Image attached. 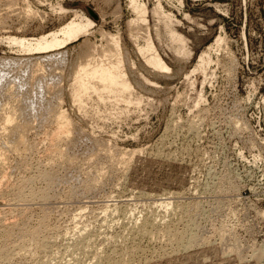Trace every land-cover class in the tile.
Segmentation results:
<instances>
[{
  "label": "rangeland",
  "instance_id": "rangeland-1",
  "mask_svg": "<svg viewBox=\"0 0 264 264\" xmlns=\"http://www.w3.org/2000/svg\"><path fill=\"white\" fill-rule=\"evenodd\" d=\"M79 15L93 24L57 61L6 44ZM114 40L130 91L113 99L90 80L80 100L75 72L114 60ZM0 62L2 91L26 81L1 103L34 104L17 120L34 127L23 154L4 144L15 126L0 128V264H264V0H0ZM46 107L71 119L65 142L49 141Z\"/></svg>",
  "mask_w": 264,
  "mask_h": 264
},
{
  "label": "bare ground",
  "instance_id": "bare-ground-1",
  "mask_svg": "<svg viewBox=\"0 0 264 264\" xmlns=\"http://www.w3.org/2000/svg\"><path fill=\"white\" fill-rule=\"evenodd\" d=\"M136 10H138L139 12H140V14L141 15H144V12H142L141 10H139L138 9V7L136 8ZM92 22L89 20V19H87L86 17H84V16H76V18L74 19V20H72V21H70L69 23H67L65 26H63L59 31H57V32H53V33H50V34H46V35H42V36H40V37H37V38H35V39H25V38H8L7 40V45L8 46H10V47H14V48H17L18 50H19V52L20 53H25V55H27L28 54V56L29 55H39V54H42V55H44V57L42 58L41 57V59L39 60L38 59V61H47V60H52V59H55V60H53V61H57L56 60V58H57V56H62L63 55V53H61L60 51L61 50H63L64 49V47L68 44V43H71V42H73V41H76L80 36H83V35H85V34H87L88 33V30H89V28L92 26ZM171 39L173 40V42H176L178 45H181L182 44V40L180 39V38H178V37H175L174 36V34H171ZM113 43H114V45H115V47H116V49H115V51H113V52H115V57H114V60H112V61H110V62H107V63H104V62H98V63H93V62H90V63H88V64H85V65H82V66H80V68H78V70L75 72V74H74V84H73V86H74V91H75V93H76V97L77 98H79L80 100H81V95H84V94H86L90 89H89V84H92V83H90V80H94L95 82H97L98 83V85L100 86V91L101 92H107V93H114V92H116V95H118V98H116L117 96L115 95V98H113V99H122V100H124L125 98H124V96H125V94L126 93H128L129 91H130V85L128 84V82L127 81H125L124 80V73H123V70H122V60L119 58V56H117L118 54H117V50H119L118 49V43L114 40L113 41ZM178 50H180V48H178ZM140 51L142 52V53H145V54H150L149 56H148V58L146 59L147 60V62H148V64L149 65H151L153 68H155V69H157V70H159V71H163V70H166L167 68L165 67V65L161 62V59H159V56H157L156 54H154L153 53V47L150 45V44H148L147 45V47L145 48V49H140ZM119 53V52H118ZM111 55H112V52H111ZM109 56V55H108ZM44 58H45V60H44ZM107 58H109V57H107ZM28 59V58H27ZM27 59H25V60H27ZM37 58H35V59H32V60H36ZM4 59H2V61H3ZM24 60V59H23ZM22 60V61H23ZM29 60V59H28ZM1 61V62H2ZM12 61H14V60H12ZM231 61V60H230ZM1 62H0V64H1ZM4 62H5V60H4ZM7 62V61H6ZM9 62V61H8ZM7 62V63H8ZM17 62H19V64H21L20 63V61H17ZM16 62V63H17ZM27 62H29V61H27ZM35 62V61H34ZM37 62V61H36ZM206 62L208 63V61H206V59L205 58H201L200 59V66H201V68H203L204 69V67H205V65L207 66V64H206ZM7 63H5V64H3V65H6L7 66ZM26 63V62H25ZM30 63V62H29ZM32 63V62H31ZM38 63V62H37ZM9 64H10V66H11V64L13 65L14 63H8V66H9ZM23 64V63H22ZM27 64V63H26ZM48 64V63H47ZM24 65V64H23ZM40 64L38 63V65L37 66H39ZM7 66V67H8ZM30 66V65H29ZM34 66V65H33ZM33 66L31 65V67L33 68ZM0 67H2L1 65H0ZM26 67V65H24V68ZM27 67H28V65H27ZM35 67H36V65H35ZM22 68V67H21ZM32 68L31 69H29L30 71L32 70ZM23 69V68H22ZM37 69H38V67H37ZM37 69H34L35 71L37 70ZM29 70L27 69L26 71L27 72H29ZM34 73L35 72H33V75H34ZM0 75H2L1 76V78L3 77V79H4V75L2 74V71H1V74ZM25 75V74H24ZM30 75H31V72H30ZM39 75V77L41 76L40 74H38ZM20 77L22 76V75H19ZM31 77V76H30ZM33 77H35V76H33ZM40 79V78H39ZM19 80V79H18ZM42 80V79H41ZM40 80V81H41ZM1 81H2V79H1ZM8 81H10V80H7V82ZM16 82H18V81H16ZM23 82H26V81H21L20 82V84H22V85H20V86H23L25 83H23ZM42 82V81H41ZM2 83V82H1ZM10 83H12V82H10ZM6 84V83H5ZM14 84V82L12 83V85ZM16 84V83H15ZM38 83H36V85H37ZM43 83H41V84H39L40 86H39V88H41ZM4 85V84H3ZM11 85V84H10ZM11 85V86H12ZM1 86H2V84H1ZM0 86V87H1ZM10 86V87H11ZM15 86H17V87H15V89H17V90H19V85L18 84H16ZM26 86V85H25ZM46 86H47V84H46ZM8 88V89H4L3 91H2V87L0 88V92H1V95H2V93H3V96H7L8 95V97H9V95L13 92V90H14V88ZM7 88V87H6ZM34 88V87H33ZM37 88V87H36ZM38 89V88H37ZM42 90H43V87L41 88ZM93 89V88H92ZM12 90V91H11ZM17 90H14L15 92V95L16 96H18L16 93H18V92H16ZM24 91H25V89H23ZM28 91V90H27ZM39 91H41V90H39ZM32 92V91H31ZM35 92H37V91H35ZM34 92V93H35ZM22 93V92H21ZM38 93V92H37ZM100 93V92H99ZM13 94V93H12ZM39 95V94H38ZM44 95V94H43ZM106 95V94H105ZM75 96V95H74ZM100 96V95H99ZM7 97V98H8ZM11 97H13V95L12 96H10V98ZM19 97H20V95H19ZM18 97V98H19ZM85 97V96H84ZM112 97H114V96H112ZM39 98H41V97H39ZM15 99V98H14ZM25 99V98H24ZM61 99V98H60ZM40 100V99H39ZM58 100V99H57ZM80 100H79V102H80ZM120 100H117V101H120ZM121 100V101H122ZM9 101V100H8ZM34 101H36V100H34ZM116 101V100H115ZM10 102V101H9ZM33 100H31V99H27L24 103V105L23 106H25V108L21 111V113H26L25 112V110L27 111V112H29L30 113V111L28 110V109H30L31 107H33ZM43 101H41L40 103H42ZM61 102V101H60ZM124 102V101H123ZM126 102H128V101H125L124 103H126ZM6 102H4V104L3 103H1V100H0V115H2V116H0V123H1V131H3V132H10L9 131V129H11V127L13 128V126H15V128H14V130H16L15 131V133L17 134L16 135V137L18 136V139H16V141L15 142H12V143H10V141L9 142H7L8 141V139L7 138H5L6 140H4L5 142H4V144L6 143V144H8V145H6V148H8V149H6L8 152L10 151V150H12V152L13 153H21V154H23L26 150H27V145H26V143H25V134H26V132H25V130H27V129H31V128H34V127H32L31 125L32 124H29L28 123V120L27 119H25V121L21 124V125H17L18 123H17V120H18V116L21 114H19L18 115V113L17 112H19V111H17V110H15L13 107H11V106H9V103H6ZM35 103V102H34ZM36 103H38V102H36ZM39 103V104H40ZM119 103H122V102H119ZM123 103V104H124ZM129 103H131V102H129ZM128 103V104H129ZM128 104H126V105H128ZM37 106V105H36ZM39 106V105H38ZM44 106H46V105H44ZM47 106H50L49 104L47 105ZM15 107V106H14ZM19 107V106H18ZM57 108H58V106H57ZM56 108H54V107H46V109L44 110V116L45 115H49L47 118H49L50 116H52L51 117V119H53V120H51L52 122H54L55 123V125H56V131L54 130V131H52V133L54 132V134H52V135H48L49 137H51L52 139H50L49 141L51 142V141H53V142H55V143H53V144H57V142H59V141H61V142H65V139L67 140L68 138H69V136L71 135V131H72V124H71V122H70V120L68 119V117L67 116H65L64 114H63V112H55L56 110H55ZM31 110H32V108H31ZM43 110V109H42ZM28 113V114H29ZM37 113H39V112H37ZM26 116H27V114H25ZM40 115V114H39ZM30 116V115H29ZM29 116H27V117H29ZM44 116H43V118H44ZM19 117H21V116H19ZM22 117H23V115H22ZM26 117V118H27ZM38 117L39 116H37V119H38ZM20 119V118H19ZM35 120H36V118H34ZM50 119V118H49ZM29 120H31V119H29ZM39 120V119H38ZM47 121V120H46ZM22 122V121H21ZM30 122V121H29ZM41 122V121H40ZM48 122V121H47ZM38 123V122H37ZM36 123V124H37ZM44 124V123H43ZM50 124V123H49ZM38 125V124H37ZM28 126H31L30 128H28ZM12 130V129H11ZM0 131V132H1ZM33 131V130H32ZM11 132H13V130L11 131ZM25 132V133H24ZM28 132V131H27ZM0 135H1V133H0ZM4 135V134H3ZM3 135H1V136H3ZM13 135V134H12ZM7 136V135H6ZM6 136H4V137H6ZM9 136V135H8ZM3 138V137H2ZM13 138V137H12ZM1 139V138H0ZM70 140V139H69ZM51 143V144H52ZM70 143V142H69ZM3 144V145H4ZM52 144V145H53ZM8 146V147H7ZM62 146V145H61ZM49 147V146H48ZM53 147V146H52ZM51 147V148H52ZM54 147H55V149H60V148H57V145H54ZM47 148V147H46ZM54 149V150H55ZM63 149V148H62ZM65 149V148H64ZM2 150H3V148H2ZM53 150V149H52ZM66 150V149H65ZM29 151V150H28ZM11 152V151H10ZM56 152V151H55ZM67 152V151H66ZM115 152V151H114ZM12 153V154H13ZM51 153H53V152H51ZM21 154H20V157H21ZM53 154H55V153H53ZM56 154H58V156L61 154V153H57L56 152ZM133 154V153H132ZM16 155V154H15ZM19 155V154H18ZM46 155V154H45ZM52 155V154H51ZM5 156V155H3L2 154V151L0 150V184H1V182L2 183H4L3 181V179H5V172L3 171V165H4V162H5V157L3 158V157ZM19 158V157H18ZM53 159V158H52ZM63 159V158H62ZM67 160V159H66ZM49 161V160H48ZM56 161V160H55ZM62 161V160H61ZM63 162V161H62ZM65 162V161H64ZM23 163H25V162H23ZM27 165V164H26ZM60 165V164H59ZM64 165H66V164H64ZM127 166V165H126ZM25 167H27V166H25ZM60 167V166H59ZM58 168V167H57ZM63 168V167H62ZM7 170V169H6ZM20 171V170H19ZM18 171V172H19ZM10 173V172H9ZM50 174H47L48 176H46V174L45 173H43V174H45L44 175V177L46 176V178H48V179H52L53 177H55V173L56 172H53V173H51V172H49ZM38 175V174H37ZM7 176V175H6ZM9 177V176H8ZM41 177V176H40ZM43 177V178H44ZM57 177V176H56ZM56 177H55V179H56ZM98 177V176H97ZM12 178V177H11ZM54 179V178H53ZM93 179V178H92ZM95 179V178H94ZM30 180L32 181V179H30L29 178V182H30ZM23 181V180H22ZM35 181V180H34ZM40 181V180H39ZM44 181V180H43ZM46 181H50V183H51V180H45V182ZM54 181V180H53ZM33 182V181H32ZM94 183L96 182V180L95 181H93ZM92 182V183H93ZM48 183V182H47ZM30 184V183H29ZM49 185V184H48ZM51 185V184H50ZM94 185V184H93ZM99 185V184H98ZM28 186V185H27ZM47 186V185H46ZM88 186V185H87ZM91 187V186H90ZM32 188V187H31ZM30 188V189H31ZM15 189V188H14ZM20 189V188H19ZM4 190V189H3ZM13 190V189H12ZM29 190V189H28ZM43 190V189H42ZM22 191V188L20 189V190H17L16 192H15V194L13 195V199H14V201H20L21 199H24L25 198V196H24V194L26 193H23V192H21ZM30 192V191H29ZM23 193V194H22ZM39 193H42V194H45L46 195V193H43L42 191H40ZM37 194H38V192H37ZM36 194V195H37ZM41 194V195H42ZM27 196H28V194H26ZM31 195H32V193H31ZM31 195H30V197H31ZM35 195V196H36ZM33 196V195H32ZM34 196V197H35ZM38 196V195H37ZM44 196V195H43ZM40 197V196H39ZM27 198V197H26ZM32 198V197H31ZM41 198H45V197H42L41 196ZM12 200V199H11ZM27 201L28 199H24V201ZM8 208V207H7ZM25 210V209H24ZM21 212H23V211H21ZM12 213V212H11ZM42 213V212H41ZM46 214V213H45ZM44 216L45 215H43V218H44ZM20 218V217H19ZM46 218V217H45ZM44 218V219H45ZM40 219V218H39ZM44 219L42 220V218H41V224H40V222H39V225L40 226H42V224H44V223H42L43 221H44ZM19 220V219H18ZM18 223V222H17ZM20 223V222H19ZM21 224H22V222H21ZM27 224V223H26ZM11 225V224H10ZM39 225L37 226V227H39ZM2 226V225H1ZM18 226V225H17ZM22 226V225H21ZM45 226H46V224H45ZM43 227V226H42ZM19 228V227H18ZM22 228H24V227H22ZM41 228V227H40ZM43 229H45V227L43 228ZM18 230V229H17ZM21 230V229H20ZM22 230H27V229H22ZM2 231V230H1ZM38 231H41V229L39 230V228H37V229H32V231H30V235L32 236V235H34L35 233H37ZM43 231V230H42ZM41 231V232H42ZM5 232V231H4ZM20 232H25V231H20ZM27 232V231H26ZM143 232V231H142ZM6 233H8V232H6ZM10 233V232H9ZM40 233V232H39ZM5 234V233H4ZM23 234V233H22ZM27 235V236H30V235ZM5 235H7V234H5ZM13 235V234H12ZM38 236V234H35L34 236L35 237H37ZM8 236H10L9 234L7 235V237ZM20 236H22L23 237V235H21V233H20ZM25 236H26V234H25ZM4 237V236H3ZM2 237V238H3ZM35 237H33L32 236V239L33 238H35ZM143 237V236H142ZM148 237V236H147ZM11 238V237H10ZM18 238V237H17ZM21 238V237H20ZM149 238V237H148ZM4 239H6L5 237H4ZM8 239V238H7ZM6 239V240H7ZM24 239H27V237H25ZM42 239V238H41ZM36 240V239H35ZM34 241V240H33ZM5 242V241H4ZM3 242V243H4ZM23 243V242H22ZM26 243V242H25ZM24 244V243H23ZM32 244H34V243H32ZM5 245V244H4ZM40 245V244H39ZM10 246V245H9ZM47 246V245H46ZM3 247V246H2ZM5 247V246H4ZM8 247V246H7ZM6 248V247H5ZM40 248H42V247H40ZM43 248H44V246H43ZM8 248H6V250H7ZM223 249V248H222ZM235 250V249H234ZM0 252L1 253H3L4 254V252H5V249L4 248H1V250H0ZM10 252V251H9ZM237 252V251H236ZM8 253V252H7ZM31 253V252H30ZM223 253V252H222ZM8 254H10V253H8ZM8 254L6 255V256H8ZM1 255V254H0ZM5 255V254H4ZM4 255H2L1 257H3ZM223 255V254H222ZM231 255V254H230ZM239 255V254H238ZM5 256V257H6ZM4 258V257H3ZM2 258V259H3ZM8 258V257H7ZM241 261V260H240Z\"/></svg>",
  "mask_w": 264,
  "mask_h": 264
}]
</instances>
